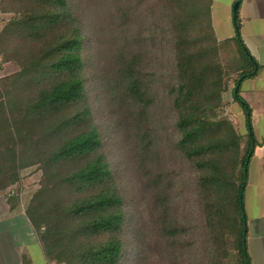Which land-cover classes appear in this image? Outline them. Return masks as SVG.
Wrapping results in <instances>:
<instances>
[{
	"label": "trees",
	"instance_id": "trees-1",
	"mask_svg": "<svg viewBox=\"0 0 264 264\" xmlns=\"http://www.w3.org/2000/svg\"><path fill=\"white\" fill-rule=\"evenodd\" d=\"M211 5L0 0L12 13L0 63L17 67L0 77V183L17 181L18 169L41 171L26 213L52 264H151L121 165H135L153 191L161 264H245L240 194L256 139L246 113L244 136L222 110L233 82L245 112L234 87L260 65L238 12L235 35L217 39ZM101 117L120 128L135 162H113Z\"/></svg>",
	"mask_w": 264,
	"mask_h": 264
},
{
	"label": "crops",
	"instance_id": "crops-1",
	"mask_svg": "<svg viewBox=\"0 0 264 264\" xmlns=\"http://www.w3.org/2000/svg\"><path fill=\"white\" fill-rule=\"evenodd\" d=\"M234 2L212 0L211 22L219 40L235 35ZM237 12L239 34L260 65L255 76L241 81L239 94L249 107L256 139L242 195L246 251L250 264H264V0H240ZM9 15L0 11V30ZM13 65L12 62H1L0 77L15 72L17 67ZM233 103L244 111L241 103L236 100ZM40 174L35 166L25 167L18 169V180L14 183H0V264H52L45 255L40 231L26 213Z\"/></svg>",
	"mask_w": 264,
	"mask_h": 264
},
{
	"label": "rangeland",
	"instance_id": "rangeland-1",
	"mask_svg": "<svg viewBox=\"0 0 264 264\" xmlns=\"http://www.w3.org/2000/svg\"><path fill=\"white\" fill-rule=\"evenodd\" d=\"M9 19L12 16V13L8 12ZM219 16V14H218ZM8 21V20H7ZM16 66V65H13ZM1 74V73H0ZM251 78V77H250ZM234 84L233 82H230L229 89L226 93V104L223 108V114L228 115L230 121L234 124V126L237 128L238 132L245 136L246 134V126H245V117H244V111L241 110L238 105H235L236 103H233V95H232V88ZM110 113V112H108ZM103 120V126L105 125V120L101 117ZM105 127L108 130H111L112 134L109 137V152L108 154L112 156L113 162L115 163V159L119 158L122 159V156H125L126 160L129 162H135L132 159V153L129 149L124 147L125 152L123 151V142L126 140V136L120 131V128L116 127L114 123L112 124H106ZM122 130L125 131L123 127H121ZM119 147V148H118ZM121 164V162H120ZM121 171L122 175H120V184H123L124 186H130L132 190H134L132 193L135 196V203L138 208L141 209L142 217L139 221L140 224H145L147 226V229H149L150 237L148 236L149 240V253L151 258V264H161L162 262L167 261L168 254L163 253L161 251V248L158 243L155 242L153 231L151 229L153 218H154V211L155 207L152 205L151 196H152V189L146 188L144 186L142 175L140 172H138L137 168H135V165L133 167L129 168H123L121 165ZM131 190V191H132ZM132 193H130V196L127 195L128 201L131 199ZM177 220H181L180 217H177ZM146 222L144 223V221ZM227 264H236V260H229Z\"/></svg>",
	"mask_w": 264,
	"mask_h": 264
},
{
	"label": "water",
	"instance_id": "water-1",
	"mask_svg": "<svg viewBox=\"0 0 264 264\" xmlns=\"http://www.w3.org/2000/svg\"><path fill=\"white\" fill-rule=\"evenodd\" d=\"M239 4H240V0H235V2L232 5V17L234 19L236 17L237 9H238ZM242 79H243V77H241L240 79H238L237 82H236V85L234 87V94H235V96H237L238 87H239ZM245 113H246L247 119H249L250 118V111H249V109H248L247 106L245 107ZM253 145L254 144L252 142V146ZM249 160H250V155H248V157L246 159V162H245V171H247V166H248ZM240 207H241V209H243L242 193L240 194ZM245 234H246V225H244V236H243V241L244 242H245ZM245 264H250L246 254H245Z\"/></svg>",
	"mask_w": 264,
	"mask_h": 264
}]
</instances>
